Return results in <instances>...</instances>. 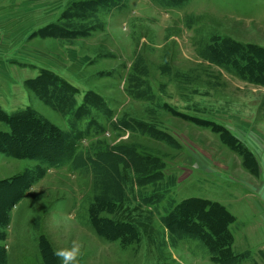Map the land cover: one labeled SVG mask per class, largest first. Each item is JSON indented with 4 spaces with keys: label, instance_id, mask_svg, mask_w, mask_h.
Returning <instances> with one entry per match:
<instances>
[{
    "label": "rangeland",
    "instance_id": "374dc122",
    "mask_svg": "<svg viewBox=\"0 0 264 264\" xmlns=\"http://www.w3.org/2000/svg\"><path fill=\"white\" fill-rule=\"evenodd\" d=\"M226 37L264 48V0H0V264L73 240L80 264H222L165 224L192 198L228 213L230 264H264V84L203 57ZM25 114L71 157L36 158L52 141Z\"/></svg>",
    "mask_w": 264,
    "mask_h": 264
},
{
    "label": "trees",
    "instance_id": "16d2710c",
    "mask_svg": "<svg viewBox=\"0 0 264 264\" xmlns=\"http://www.w3.org/2000/svg\"><path fill=\"white\" fill-rule=\"evenodd\" d=\"M162 1L177 6L185 3L187 0ZM203 57H207L212 61L223 62L225 65L235 68V72L249 80V82L253 81L256 84H264V48L260 46L252 44L244 45L229 37L219 40L212 39L211 45L205 47ZM26 117L27 115L25 114L11 119L14 122L16 120H24ZM27 118L33 120V125L41 128L40 137L42 139L52 141H50L53 146L51 151L48 150V152L37 155L36 158L52 164L71 157L67 151L64 137L58 131L45 124L41 119L35 118V116ZM203 124L213 130H220L219 127L210 123ZM52 139L56 142H53ZM49 152H51L50 155H48ZM24 153H26V156H29L28 152ZM137 166V171L140 173L146 171L143 169L145 165ZM141 166L143 167L141 168ZM122 196L105 197L103 199L104 210H110L106 206H115L116 203L120 202ZM213 214H218L219 216L218 220L214 219L215 223L211 219ZM164 219L166 226L170 227L172 231L199 237L201 242L210 250L208 252L215 256L217 262L222 264L231 263L232 251H230L228 245L230 237L226 225L229 222V215L219 204L198 198L188 199L179 204L172 213H168ZM92 224L98 233L99 230L103 231L106 229L112 231L116 238H126L128 236L127 234H131L132 232L134 235L131 236L136 238L135 229L131 225L123 222H115L113 219L109 221L105 219L99 220L96 208L92 209ZM119 230H121V233H119ZM124 240L127 241V239Z\"/></svg>",
    "mask_w": 264,
    "mask_h": 264
},
{
    "label": "clouds",
    "instance_id": "9594fccd",
    "mask_svg": "<svg viewBox=\"0 0 264 264\" xmlns=\"http://www.w3.org/2000/svg\"><path fill=\"white\" fill-rule=\"evenodd\" d=\"M83 244L78 240H73L70 247H61L54 250L53 255L60 264H80L83 255Z\"/></svg>",
    "mask_w": 264,
    "mask_h": 264
}]
</instances>
